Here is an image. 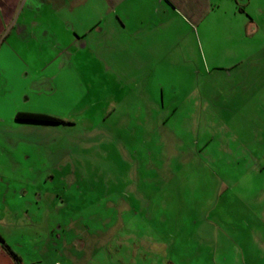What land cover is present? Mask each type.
Masks as SVG:
<instances>
[{
	"label": "rangeland",
	"instance_id": "obj_1",
	"mask_svg": "<svg viewBox=\"0 0 264 264\" xmlns=\"http://www.w3.org/2000/svg\"><path fill=\"white\" fill-rule=\"evenodd\" d=\"M219 3L149 44L138 87L130 59L71 46L89 26L63 19L96 12L16 11L0 43V218L21 264H264V86L243 106L234 71L264 70V0Z\"/></svg>",
	"mask_w": 264,
	"mask_h": 264
},
{
	"label": "crops",
	"instance_id": "obj_2",
	"mask_svg": "<svg viewBox=\"0 0 264 264\" xmlns=\"http://www.w3.org/2000/svg\"><path fill=\"white\" fill-rule=\"evenodd\" d=\"M0 0V43L6 39L3 36L6 28L13 29L19 27L15 25L16 11L27 9L36 10L48 2V0ZM39 5V6H37ZM53 7L58 10L84 12V10L96 12V17L90 21L87 18H76V22H70L66 18L63 19L67 31L74 30V27L89 26L87 30L81 33L74 31V38L71 46L84 55L86 52L94 55V58H105L103 54L109 53L113 59H128L130 67L128 74L131 81L138 87L139 76H149L152 73L153 53L152 42L169 43L171 39H167V34L173 32L175 38L179 40L178 23L182 24L183 30L186 26L190 29L199 26L213 12L220 7L219 0H53ZM84 17V14L81 15ZM170 20V22H169ZM174 28V29H171ZM8 29V30H9ZM97 46H89V42ZM96 54V55H95ZM68 61L72 59V54L67 53ZM243 60L245 58H242ZM242 60V61H243ZM243 64V63H242ZM67 65H70L67 63ZM139 66L141 70H139ZM236 71V77L240 78L244 89L242 90L243 106L249 103L244 100L245 97L257 95L258 85L264 86V70L261 67L251 68L250 64L243 65ZM141 80V79H140ZM147 84L149 80L146 78ZM256 84H253V83ZM132 84V83H131ZM257 86V87H254ZM246 93V94H245ZM259 94V93H258ZM162 106V104H161ZM2 220L0 218V238L12 252L18 256L13 249L7 244L4 232L1 229ZM62 231L61 225L57 226V230H49L48 232L54 237L59 238ZM53 232L55 234H53ZM79 242L82 246L80 250L86 249L85 241L79 233ZM77 245V244H76ZM16 262L3 249L0 243V264H21ZM30 262L29 264H33ZM55 263V262H54ZM60 264H105V262H59ZM115 262L114 264H116ZM121 264H154V262H120ZM51 264V263H48ZM159 264H176L175 262H160Z\"/></svg>",
	"mask_w": 264,
	"mask_h": 264
},
{
	"label": "trees",
	"instance_id": "obj_3",
	"mask_svg": "<svg viewBox=\"0 0 264 264\" xmlns=\"http://www.w3.org/2000/svg\"><path fill=\"white\" fill-rule=\"evenodd\" d=\"M15 119L17 121L22 122H35V123H44V124H61L63 123L62 120H60L57 117L49 116L42 113H25V112H17L15 114ZM0 243L2 244L3 249L13 258L16 262H20V259L18 256H16L12 250L4 244L3 240L0 238Z\"/></svg>",
	"mask_w": 264,
	"mask_h": 264
},
{
	"label": "built area",
	"instance_id": "obj_4",
	"mask_svg": "<svg viewBox=\"0 0 264 264\" xmlns=\"http://www.w3.org/2000/svg\"><path fill=\"white\" fill-rule=\"evenodd\" d=\"M54 264H60L59 262H55Z\"/></svg>",
	"mask_w": 264,
	"mask_h": 264
}]
</instances>
